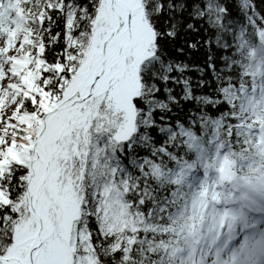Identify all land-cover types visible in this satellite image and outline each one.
Listing matches in <instances>:
<instances>
[{"label":"snow or ice","instance_id":"snow-or-ice-1","mask_svg":"<svg viewBox=\"0 0 264 264\" xmlns=\"http://www.w3.org/2000/svg\"><path fill=\"white\" fill-rule=\"evenodd\" d=\"M0 264H264V0H0Z\"/></svg>","mask_w":264,"mask_h":264}]
</instances>
